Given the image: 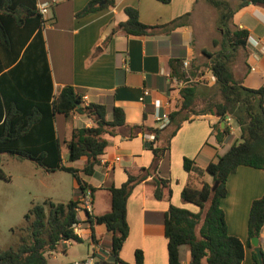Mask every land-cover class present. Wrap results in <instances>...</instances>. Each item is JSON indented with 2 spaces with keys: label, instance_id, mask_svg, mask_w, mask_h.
Segmentation results:
<instances>
[{
  "label": "trees",
  "instance_id": "1",
  "mask_svg": "<svg viewBox=\"0 0 264 264\" xmlns=\"http://www.w3.org/2000/svg\"><path fill=\"white\" fill-rule=\"evenodd\" d=\"M168 4L170 0H156ZM218 15L221 31L216 52L203 51L207 62L203 67L214 77V83L204 86L206 97L197 94L198 75H186L172 69L176 81L184 83L179 91L177 107L169 112V124L162 130L151 129L154 139L148 149L154 157H163L169 142L180 125L195 117L212 115L218 121L211 127L215 142L221 144L229 138L227 119H232L239 129L240 142L232 144L216 162L205 167L212 177L211 185L201 183L199 188L184 187L180 192L183 202L192 205L195 211L169 206L164 214V236L166 239L167 264H182L179 248L186 246L190 256L187 264H241L244 246L250 247L252 237H258L264 226V194L253 200L249 207L246 243L228 233L221 200L226 196V181L240 166L264 171V86L248 89L237 81L232 66L239 49H244L248 32L233 24V15L248 5L264 6V0H203ZM102 3V4H101ZM114 6V0H91L74 17L80 18L93 12ZM126 20L118 24L125 35L142 36L173 28L185 14L165 25L147 26L139 22L138 12L125 8ZM46 20L38 10L37 0H0V155L23 161L28 160L45 173L64 171L70 173L76 184V192L94 191L84 182L79 173L90 176L99 163L107 146V137L118 134L126 126L124 112L119 107L107 108L96 103H85L73 87L64 86L53 94L52 82L44 63L40 29ZM229 23L232 25L230 28ZM110 38V37H109ZM175 61L172 60V67ZM194 69V66H192ZM142 120L153 113L148 100H143ZM61 114L90 119L88 128L72 129L68 140L62 143L56 136L54 116ZM109 116V117H108ZM224 126L220 128V124ZM139 126L131 129H138ZM158 143L157 146H153ZM66 150L65 162L73 164L84 158L81 170L64 165L61 150ZM185 173L194 171V161L183 158ZM149 171L142 169L136 174L126 175L118 188L110 187V211L100 216L86 214V221L102 225L110 235L109 256L113 264H126L118 259L128 236L126 202L131 192ZM0 180L9 181L0 169ZM217 182L216 189L211 187ZM151 194L156 200H169V181L152 175L149 182ZM79 201L66 203L46 201L32 205L24 215V225L18 228L15 248L0 250V264H48L46 255L56 252L64 242L81 243L73 226L78 224ZM261 251V250H260ZM262 264L264 252L261 251ZM252 263L258 264L252 253ZM95 264H110L96 262ZM142 264L140 251L134 253V263Z\"/></svg>",
  "mask_w": 264,
  "mask_h": 264
},
{
  "label": "crops",
  "instance_id": "2",
  "mask_svg": "<svg viewBox=\"0 0 264 264\" xmlns=\"http://www.w3.org/2000/svg\"><path fill=\"white\" fill-rule=\"evenodd\" d=\"M89 1L37 0L38 6L48 5L40 36L53 94L64 86H71L86 104L96 103L123 110L126 126L120 128L116 136L106 138L107 146L93 174L85 176L79 173V176L94 188L91 215L100 216L110 211V187L118 188L125 182L127 173L136 174L142 169L149 171L151 175L135 186L127 199L129 232L117 257L119 261L133 264L134 253L138 250L142 264H167L165 212L170 205L195 211L192 205L181 200V190L186 186L199 188L203 182L211 185L212 177L205 172V167L216 162L232 144L240 142L239 129L232 119L226 120L229 138L217 144L211 135V127L216 126L218 119L212 115L195 117L180 125L163 157H154L147 146L152 142L147 140V135L154 136L150 131L156 128V124L153 113L142 120L143 100L163 111L170 112L177 107L179 91L184 83L181 85L182 82L171 77L172 69L186 75L189 72L198 75L197 94L206 97L209 91L204 82L208 87L213 83L208 82L210 73L203 67L207 62L203 51L211 53L220 49L219 45H213L221 38L218 15L203 0H170L168 4L156 0H114L113 7L75 18L74 15ZM125 8L136 9L139 22L147 26L165 25L185 14L188 17L166 31L142 36L125 35L118 28V24L126 20ZM232 21L248 32L245 48L236 54L233 76L243 87L258 89L264 86V6L248 5L234 13ZM172 60L175 62L171 67ZM183 62L188 63L186 68H183ZM144 91L148 92L147 97H144ZM91 125V120L85 117L54 116L56 136L61 143L69 139L72 129ZM135 126L140 128L132 130ZM223 126L221 123L220 128ZM225 145L228 146L223 151ZM62 150V163L81 170L84 158L77 161L78 165L68 164ZM183 158L193 160L197 172L185 173ZM152 175L169 181V200L153 198L149 183ZM76 187L75 184V190ZM262 194V170L240 166L226 181V196L220 206L228 233L243 244L247 239L250 204ZM84 196V192H75L74 200L81 202ZM77 218L76 236L88 246L86 257L78 260L91 257L93 264H113L114 260L109 256L111 238L105 228L95 223L90 225L83 211H78ZM257 239L260 250L264 252V226ZM71 244L61 243L57 251L65 253V247ZM183 248H179V260L187 264L190 256L188 249L184 251ZM56 252L47 254L46 260H55ZM252 253L251 245H245L241 264H253Z\"/></svg>",
  "mask_w": 264,
  "mask_h": 264
},
{
  "label": "rangeland",
  "instance_id": "3",
  "mask_svg": "<svg viewBox=\"0 0 264 264\" xmlns=\"http://www.w3.org/2000/svg\"><path fill=\"white\" fill-rule=\"evenodd\" d=\"M229 25L232 28L230 23ZM62 152L65 158L66 150L63 149ZM194 168L192 172H197L195 165ZM0 169L9 177L8 182L0 180V250H5L16 247L21 235L18 228L24 225L23 217L32 205H42L46 201L66 203L74 200L76 191L70 173L59 170L45 173L28 160L19 161L8 155H0ZM65 249V253L60 250L55 253V260L48 258V264H71L79 261V258L86 257L88 246L82 241L72 243ZM183 249L185 251L187 247L184 246Z\"/></svg>",
  "mask_w": 264,
  "mask_h": 264
},
{
  "label": "built area",
  "instance_id": "4",
  "mask_svg": "<svg viewBox=\"0 0 264 264\" xmlns=\"http://www.w3.org/2000/svg\"><path fill=\"white\" fill-rule=\"evenodd\" d=\"M47 8H48L47 4L38 6V10H39V12L42 15V18L44 20H45ZM262 50H264V47H262ZM187 65H188L187 62H183V68H186ZM209 78L210 79H208V82L210 81L211 83H214V77L210 75ZM182 84L183 83H181V85ZM143 95H144V97H147L148 96V92L144 91ZM152 107H153V115H152V117H153L154 122L156 124V128L155 129L162 130L169 124V112L168 111H163L158 106H155V105L154 106L152 105ZM153 139H154L153 135H151V134L147 135V140L153 141ZM84 193H85L84 198L81 200V202H79L80 203L79 204V209H80V211H83L85 213V215L86 214H91V210H92V194H91L90 190H86ZM77 228H78V224L73 226L74 233L77 231ZM71 264H93V259L90 257V258H86L84 260L75 261V262H73Z\"/></svg>",
  "mask_w": 264,
  "mask_h": 264
},
{
  "label": "water",
  "instance_id": "5",
  "mask_svg": "<svg viewBox=\"0 0 264 264\" xmlns=\"http://www.w3.org/2000/svg\"><path fill=\"white\" fill-rule=\"evenodd\" d=\"M222 125H223V123H222ZM217 185H218L217 182H215L213 184V186L211 187V192H213L216 189ZM250 245L253 248V253L256 256V259H257L258 264H262V256H261L260 248L258 246V239H257V237H252L250 239Z\"/></svg>",
  "mask_w": 264,
  "mask_h": 264
}]
</instances>
